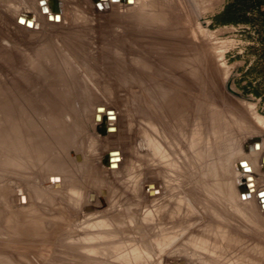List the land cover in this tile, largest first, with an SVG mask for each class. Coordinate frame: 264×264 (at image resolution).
<instances>
[{"label":"rangeland","instance_id":"374dc122","mask_svg":"<svg viewBox=\"0 0 264 264\" xmlns=\"http://www.w3.org/2000/svg\"><path fill=\"white\" fill-rule=\"evenodd\" d=\"M233 1L0 0V103L62 88V174L0 167V264H264V3Z\"/></svg>","mask_w":264,"mask_h":264},{"label":"bare ground","instance_id":"6f19581e","mask_svg":"<svg viewBox=\"0 0 264 264\" xmlns=\"http://www.w3.org/2000/svg\"><path fill=\"white\" fill-rule=\"evenodd\" d=\"M44 3V1L41 2V4ZM171 28L172 27H170V29ZM53 88L54 94L57 97L55 102L58 103L59 106L57 111H52V113L50 109L51 101H49V99L46 100L44 107L41 108L33 104L32 101L25 100L24 102V98L22 99L23 102H21V100H18L17 96H15L16 94L14 96L13 94L10 95L8 101L0 103V167L10 164L12 170L24 177H26L28 173L35 175L36 172H39V180L43 179V182H45L44 180L50 179L49 174H51V171L52 174H62V152L60 151L62 148V127L59 123L62 121V107L59 102L62 96V88ZM181 104L176 102V105H178V108H181L182 111V108L185 106ZM193 108L195 109L196 107ZM101 109L102 108H99L100 111ZM185 109L187 110L188 108H183V110ZM194 109L191 108L190 113L193 112ZM196 109L198 110L200 108L197 107ZM176 110L177 109L174 111L176 112ZM190 113H187V115L192 117L191 115H193V113ZM197 114H199V112ZM194 117H196V115ZM105 121H107L106 118ZM189 121H192V119ZM109 122L107 121L108 125H110ZM9 152L14 154L15 158L11 155L10 158L8 156ZM152 188H155V186H152ZM36 196L42 197L43 194L37 193ZM261 198H263V201L261 200L263 205L264 195Z\"/></svg>","mask_w":264,"mask_h":264},{"label":"trees","instance_id":"16d2710c","mask_svg":"<svg viewBox=\"0 0 264 264\" xmlns=\"http://www.w3.org/2000/svg\"><path fill=\"white\" fill-rule=\"evenodd\" d=\"M243 3L242 7L243 8H247L251 5H257L258 4H263L264 3V0H234L233 2H230L227 4V6L225 7L224 11L221 13L220 16H223V15H227V14H230L234 8L235 5H237L238 3ZM218 15V17H220ZM238 21H241V22H245L246 19L244 18H241L239 19ZM235 22H237V19L235 20ZM247 90H250L252 93H254L257 97H260L261 98V101H264V87H249L247 88Z\"/></svg>","mask_w":264,"mask_h":264},{"label":"water","instance_id":"95a60500","mask_svg":"<svg viewBox=\"0 0 264 264\" xmlns=\"http://www.w3.org/2000/svg\"><path fill=\"white\" fill-rule=\"evenodd\" d=\"M228 88L232 91L231 87H228Z\"/></svg>","mask_w":264,"mask_h":264}]
</instances>
